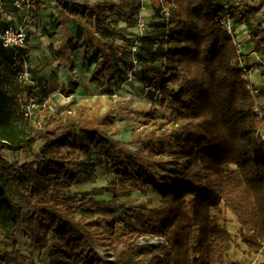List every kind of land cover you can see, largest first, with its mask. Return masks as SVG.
I'll return each mask as SVG.
<instances>
[{
  "label": "trees",
  "instance_id": "trees-1",
  "mask_svg": "<svg viewBox=\"0 0 264 264\" xmlns=\"http://www.w3.org/2000/svg\"><path fill=\"white\" fill-rule=\"evenodd\" d=\"M220 1L151 0L152 17L163 18L166 7L170 18L154 41L160 64L152 60L143 65L140 53L146 34L140 38L141 70L136 78L141 76L146 91L160 90L158 102L170 113V130L165 138L131 144L151 150L166 139L177 150L172 159L149 161L159 174L112 139L111 116L79 106L56 114L45 110L43 123L34 124L23 110L35 93H27L23 83L13 110L7 87L18 80L28 58L9 51L8 61L0 63V147L23 151L37 137L45 142L23 163L0 153V237L7 242L0 248V264H21L24 259L17 241L21 226L33 249L51 248L49 264H227L233 235L221 215L222 206L237 218L249 254L264 256V106L260 104L261 117L256 113L264 91L242 78L241 56L216 22ZM28 2L33 17L44 5L42 0ZM70 2L71 21L87 27L98 41L89 58L97 66L91 82L103 87L100 81L108 78L109 90L102 94L112 95L110 87L127 79L134 45L123 48L113 39L128 38L115 26L120 7L112 0ZM230 2L235 22L248 26L247 45L264 58L260 10L249 0ZM122 20L131 28L137 23ZM94 22L108 27L101 38ZM98 168L116 177L102 188L113 194L111 202L73 192ZM134 190L159 194V205L128 204L124 198ZM97 213L113 218L103 224L85 216ZM147 238L166 242L160 247L141 245Z\"/></svg>",
  "mask_w": 264,
  "mask_h": 264
},
{
  "label": "rangeland",
  "instance_id": "rangeland-1",
  "mask_svg": "<svg viewBox=\"0 0 264 264\" xmlns=\"http://www.w3.org/2000/svg\"><path fill=\"white\" fill-rule=\"evenodd\" d=\"M65 1L68 2L67 5L69 6L67 10L65 5H60L59 8L61 9L58 11V14H53L54 18H45L50 23H53V21L58 22L59 18L62 19L61 23L58 22V32H54L51 26L45 24L44 26L49 27H44V30L39 32L41 35H36V33H34L33 38L30 37L25 48L27 52L25 54L31 55L28 57V66L32 70L34 77L32 84H25L27 87L26 92H34L41 100L38 123H43L45 110H48L52 114H56L64 110L75 111L79 106H86L103 117L111 116L113 117V132L115 133L112 139L124 144V152L127 154H134L139 163L148 162L147 167L153 174H159L158 170H156L149 161L172 159L176 156L177 150L171 147L166 139H164L162 143H156L151 150H143L141 144H131L136 140L165 138V135L170 130V125L168 124L170 113L161 103L153 101V93L146 91L143 87L141 76L130 83L120 81L118 84L111 86L110 88L113 91L112 95L102 94L98 97L90 96L82 102H75L73 99L71 101H65L64 97L69 96L68 92H73L75 89L72 84L68 83V78L67 81L62 78H57L58 75L56 71L61 70V68L59 66L56 67L57 65L55 63L60 61L65 50L76 54L81 53L84 63H89V58L92 56L98 44V41L91 36L87 27H80L78 23L71 21L70 14L72 6H70V1H76L84 5L85 3H95L100 0ZM112 1L120 7V19H115V26L124 36L129 38H126V40L113 39L117 44H121L123 48H128L133 42L135 43L140 40V38L136 37L140 32H138L137 23L134 25V28H131L129 27L131 23H127L122 19L126 17L129 18L131 22H137L143 4L148 7L147 14L153 16V5L151 0ZM123 2H130L133 6L123 7L121 6ZM248 3L250 6L260 10L258 18L264 20V0H249ZM33 12V9L29 10L15 7L14 2L10 4V0H0V29L5 28L9 24L25 25L26 27L32 28V26H34ZM29 16L31 19L28 20L27 17ZM81 19L84 22L87 21L85 17H81ZM163 24H165V20L160 14H157L155 17H152L149 27L144 33V35L146 34V38L145 41L142 42L143 47L140 53L143 65L152 60L160 64L158 43H154V41L158 39ZM238 24L240 25V23ZM54 26L56 25L54 24ZM92 27L98 34V38L102 37L103 31L108 30L106 25H99L95 22ZM239 29L243 30V27L239 26ZM31 46L32 49L30 48ZM30 50L31 52H29ZM10 56V52L4 50L0 43V63L7 62ZM31 57L37 67L33 65L32 68L30 66ZM46 58H48V63H46ZM59 63L61 64V62ZM73 63L75 64V60H73ZM42 66H44V69L50 67L52 70L47 73L43 70ZM73 69L74 67L70 65L69 70L66 72L69 73L70 71L71 73ZM49 82L54 84H49ZM100 83L103 84V89L105 91L109 90L108 78L102 79ZM21 86V82L14 80L7 87V93L13 110L16 109L17 93ZM55 91H60L61 94H53ZM153 108L157 110L156 115L153 113ZM44 142V138L37 137L23 151H11L7 148L0 147V153L9 161H19L23 163L30 160V155L32 153H37ZM115 180L116 177L114 175L105 174L104 168H98L90 179L75 187L73 192L98 200L111 202L113 200V194L102 192V188L107 187ZM134 186L135 183H132V187ZM160 186L163 187L164 184L160 183ZM167 187H170V185H167ZM162 191L164 192L165 189L162 188ZM160 200L161 196L154 193L152 190L148 192L134 190L130 196L124 198V201L128 204H133L135 206L144 204L148 207H157ZM218 213L217 211L215 212V214ZM82 215L84 214L80 213L79 217ZM221 215L227 221L228 230L233 235L231 250L227 257V264H264V256L262 254H249L247 246L239 237L238 231L240 224L232 211L226 210L224 206H222ZM85 216L99 218L103 224H107L113 218V215H106L103 213L85 214ZM17 241L18 249L24 256L21 264H49L48 254L51 248L49 247L43 251L33 249L31 247V238L26 234L22 226L18 229ZM154 241L155 240L147 238L142 240L140 244H152L160 247L166 242L165 241L163 244H156ZM6 246L7 242L0 237V248H5Z\"/></svg>",
  "mask_w": 264,
  "mask_h": 264
},
{
  "label": "built area",
  "instance_id": "built-area-1",
  "mask_svg": "<svg viewBox=\"0 0 264 264\" xmlns=\"http://www.w3.org/2000/svg\"><path fill=\"white\" fill-rule=\"evenodd\" d=\"M14 6L22 9H31V6L28 0H14ZM232 3L230 0H221L219 4L220 11L217 14L216 22L220 25V27L225 30L229 36L232 38L233 43L237 49V53L241 56L240 68L242 69V78L255 86L254 78H253V66L249 62L247 55L245 54V46L249 42L251 36L249 30L246 28L244 30L239 29V24L235 22L232 17L231 12ZM148 7L143 4L141 8L140 16L137 20V29L140 34H137V37L141 38L146 29L149 27L150 19L152 16L147 14ZM161 15L163 16L165 22L170 18V11L168 8L163 7L161 10ZM27 19H31V17H27ZM0 43L5 50H8L12 53L14 57H21L25 60L27 56L24 55V50L28 43V34L25 30V26H14L9 25L3 29H0ZM159 46V45H157ZM140 50V41H136L134 45L131 47V61L132 65L127 70V79L126 83H130L136 79L138 72L141 70V64L137 58V54ZM246 56V57H245ZM264 64V62H262ZM18 81L23 84H32L34 77L33 72L28 66V63L25 64L24 70L18 73L17 77ZM153 98L155 102L161 100V92L158 89H152ZM254 95H259V90H254ZM41 100L40 97L35 94L31 96L28 100L26 108L23 110V115L26 119L32 121L34 124L38 123L39 118L38 114L41 110ZM256 113L261 117L262 111L261 106L258 101V106L256 108Z\"/></svg>",
  "mask_w": 264,
  "mask_h": 264
},
{
  "label": "crops",
  "instance_id": "crops-1",
  "mask_svg": "<svg viewBox=\"0 0 264 264\" xmlns=\"http://www.w3.org/2000/svg\"><path fill=\"white\" fill-rule=\"evenodd\" d=\"M42 1L44 5L41 7L40 11L36 13V15L33 17L34 26H32L31 28V27H26L25 25H21L26 27L25 30L28 34V40L30 39V37L33 38L34 33H36V35H41V33L39 32L41 30H44V27L48 28L49 26H51L52 29H54V27L59 26L58 22L60 23L62 22V19L59 18L58 22L53 21V23H50L45 18H52V17L54 18L53 14H58V11L61 9L59 8V6L65 5V3L67 2L65 0L64 1L42 0ZM13 2L14 0H10V4H12ZM70 6H72L71 2H70ZM68 7H69L68 5L65 7L66 10L68 9ZM45 24L49 26H44ZM54 24L56 26H54ZM9 25L20 26L17 24L16 25L9 24ZM239 26L243 27V30H245L246 28L248 29V27L244 24H240ZM30 48L32 49V46ZM24 52L27 53L25 50ZM29 52H31V50ZM245 54L247 55L249 62L253 66V78H254L255 86L258 89L264 91V64L262 63L264 62V58L261 55L254 53L253 48L247 44L245 46ZM26 56L28 58L31 55L26 54ZM73 60H75V64L73 63ZM46 61H47L46 63L49 62L48 58H46ZM32 62L33 59L31 57L30 66L32 67L34 65L35 67H37L36 64ZM59 62H61V64ZM55 64L57 65L56 67L59 66L61 68V70L56 71V74L58 75L57 78L59 79L62 78L65 81H67L68 78L69 81L68 83L72 84L75 89L73 90V92H68L69 96L64 97L65 101H71L73 99L75 102H82L87 97L90 96L98 97L102 95L103 87L91 82L92 77L97 69V66L95 64H90V63L85 64L81 53L76 54L65 50L60 61L56 62ZM70 65L73 66L74 69L71 73L70 71L69 73H67L66 71L69 70ZM42 68L47 73H49V71L52 70V68L50 67L44 69V66H42ZM49 84H54V83L49 82ZM58 93L59 95L61 94L60 91H55L53 94H58ZM259 103L262 106H264V96L260 98Z\"/></svg>",
  "mask_w": 264,
  "mask_h": 264
},
{
  "label": "bare ground",
  "instance_id": "bare-ground-1",
  "mask_svg": "<svg viewBox=\"0 0 264 264\" xmlns=\"http://www.w3.org/2000/svg\"><path fill=\"white\" fill-rule=\"evenodd\" d=\"M53 30H54V32H58V27H54ZM154 242L156 244H163L165 242V240L164 239H156Z\"/></svg>",
  "mask_w": 264,
  "mask_h": 264
}]
</instances>
